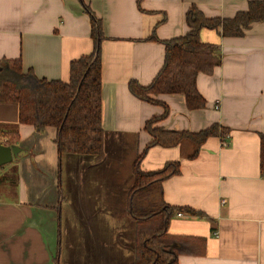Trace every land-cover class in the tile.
I'll use <instances>...</instances> for the list:
<instances>
[{
	"label": "crops",
	"instance_id": "obj_1",
	"mask_svg": "<svg viewBox=\"0 0 264 264\" xmlns=\"http://www.w3.org/2000/svg\"><path fill=\"white\" fill-rule=\"evenodd\" d=\"M249 1L86 0L105 36V156L98 161L93 155L61 154L57 128L38 132L19 123L16 102L0 103V129L18 128L21 146L0 170V264H62L65 251L74 255L72 264H131L129 189L124 214L109 202V187L133 186V162L151 139L145 124L164 108L135 96L129 82H152L164 63V41L188 31L192 4L208 16L233 17ZM91 32L81 0H0V61L20 58L40 78L68 81L71 62L94 50ZM201 38L218 44L222 53L213 74L197 78L206 106L190 109L183 94H161L169 115L159 125L197 132L218 122L231 129L230 143L210 137L194 159L186 158L180 145L153 146L141 168L180 161L179 174L162 182L163 198L204 214L176 211L171 218L168 231L186 248L179 264H264V21L243 36L205 28ZM66 203L82 207L89 248L80 241L81 231H66ZM103 211L105 216L98 215Z\"/></svg>",
	"mask_w": 264,
	"mask_h": 264
},
{
	"label": "trees",
	"instance_id": "obj_2",
	"mask_svg": "<svg viewBox=\"0 0 264 264\" xmlns=\"http://www.w3.org/2000/svg\"><path fill=\"white\" fill-rule=\"evenodd\" d=\"M90 14L94 50L75 59L70 65V78H40L33 68L25 69L20 58H2L0 61V103L19 105V123L33 125L38 132L47 127L58 129L56 143L61 154L93 155L98 161L105 156V129L102 124V49L105 36L102 20L86 0H81ZM141 2V0H140ZM264 21V0H251L248 7L233 17L208 16L192 4L186 13L188 31L179 37L167 39L162 68L151 83L129 82L131 92L138 98L162 105L164 111L150 118L145 129L150 141L133 162L134 183L128 193V215L134 229L133 259L131 264H179L180 254L186 251L181 238L168 231L176 211L203 216L200 211L169 205L163 198L162 182L179 174L180 161L167 162L164 167L145 171L141 161L153 146L185 148V157L194 159L210 137H219L230 143L231 129L218 122L206 129H167L159 123L169 115L168 105L158 97L161 94H183L188 108L206 106L199 92L200 73L213 74L222 61L218 44L201 38L203 29H214L223 36H243L255 22ZM152 39L155 38L153 33ZM0 143L19 145L18 128H1ZM261 136L260 161L264 175V133Z\"/></svg>",
	"mask_w": 264,
	"mask_h": 264
},
{
	"label": "rangeland",
	"instance_id": "obj_3",
	"mask_svg": "<svg viewBox=\"0 0 264 264\" xmlns=\"http://www.w3.org/2000/svg\"><path fill=\"white\" fill-rule=\"evenodd\" d=\"M5 139L4 137H1L0 134V140ZM6 140V139H5ZM4 167V166H3ZM2 167H0L1 170ZM5 188V187H2ZM73 188V187H72ZM70 187V189H72ZM88 188V187H85ZM131 187H109L110 190H112L113 192V196L111 197V205L116 206L118 205L119 207H122V211L125 214V209H126V202H125V196H126V192L128 191V189L130 190ZM74 196V195H73ZM119 196V197H118ZM122 198V202H120L119 200ZM75 200V199H74ZM74 206H77L76 203L74 205H72V207L67 208V203H66V231H73L75 230V232L79 233L81 231L82 237L84 238V240H80L82 245L86 244V246H88V248L90 247V245H88L89 239L88 236L89 234L85 229V218L83 216H86L84 211L82 210V207L78 210L74 209ZM118 210H121V208H118ZM118 213V212H117ZM98 215H102L105 216L106 215V211H103L102 213H99ZM117 216H120V214L118 213ZM69 219V220H68ZM128 230H130V248L129 250L132 251L130 252V260L133 259L134 253H133V241H134V229H133V224L131 222H129L128 225ZM76 238V237H75ZM77 240H74V243L80 242ZM66 248L67 245L65 244ZM73 258L74 255H68L67 251H65L64 257H62V260H64V263L62 264H72L73 263ZM119 259H126V256H119ZM125 263V262H123Z\"/></svg>",
	"mask_w": 264,
	"mask_h": 264
},
{
	"label": "water",
	"instance_id": "obj_4",
	"mask_svg": "<svg viewBox=\"0 0 264 264\" xmlns=\"http://www.w3.org/2000/svg\"><path fill=\"white\" fill-rule=\"evenodd\" d=\"M20 152V145H5L0 143V167L11 163Z\"/></svg>",
	"mask_w": 264,
	"mask_h": 264
},
{
	"label": "built area",
	"instance_id": "obj_5",
	"mask_svg": "<svg viewBox=\"0 0 264 264\" xmlns=\"http://www.w3.org/2000/svg\"><path fill=\"white\" fill-rule=\"evenodd\" d=\"M222 144L224 145V146H228L229 145V142L228 141H226V140H222ZM182 213H179V215H181Z\"/></svg>",
	"mask_w": 264,
	"mask_h": 264
}]
</instances>
